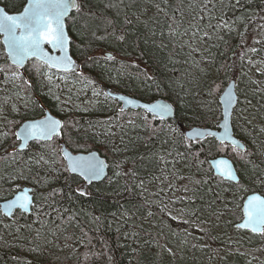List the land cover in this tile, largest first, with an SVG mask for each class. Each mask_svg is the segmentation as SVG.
<instances>
[{
  "label": "trees",
  "instance_id": "trees-1",
  "mask_svg": "<svg viewBox=\"0 0 264 264\" xmlns=\"http://www.w3.org/2000/svg\"><path fill=\"white\" fill-rule=\"evenodd\" d=\"M0 3L15 11L22 8L25 0ZM156 4L163 12L157 10ZM86 8L93 13L90 18H78L76 25L71 21L69 24L75 41L72 51L81 61L79 71L65 75L52 70L53 80L49 83L35 71L36 67L27 64L26 71L19 72L30 86H23L19 80L9 83L0 73V103L7 100L0 117V132L9 133L6 139L0 136V175L7 176L12 168L22 169L29 180H35L37 208H43L39 222L35 211L23 217L17 214L15 220L4 218L0 212V264H264V236L252 233L254 238H250V231L235 226L241 219L236 208L243 202L240 198L253 189L264 194V186L257 180L264 176V75L257 71L260 61H264V0H87ZM201 16L209 24L196 31L200 36L197 45L201 44L194 48L199 53L197 57L185 53L188 46L184 38L195 39V27L190 25H197ZM219 20L227 21L231 30L214 28ZM85 25L86 30L80 34L79 29ZM113 32L117 36L124 34L125 40H117ZM204 33L210 38H204ZM252 47L259 51L248 53ZM103 50L114 53L116 59H105ZM0 53V68L7 70L10 77L15 66L7 60L1 41ZM245 53L247 57L241 60ZM89 55L95 56L98 63L85 64ZM249 59L255 66L248 63ZM30 64L39 67L37 60ZM234 77L241 101L236 111L243 109L247 117L235 120L234 131L245 141L247 154L241 152V159L231 147L217 151L219 142L214 138L194 142L203 161L199 171L183 160L174 167L155 158L140 162L141 156L154 154L172 159L166 156L172 150L171 142L164 143L170 138L165 132L152 131L163 125L150 118L151 127H145L137 116L138 112L143 115L142 109L130 108L121 113L116 99L93 94L104 92L108 85L146 100L164 96L179 103V118L168 123L181 129L192 124L193 113L203 111L202 105L212 103L216 115L209 113L206 121L194 125L216 127L222 112L219 94ZM213 79L220 91L209 97L207 87ZM62 96L74 105L62 110L57 99ZM13 106L20 111H13ZM46 107L64 119L66 132L62 137L39 144L32 141L17 154L15 162L5 158V150L12 151L18 143L11 133L24 119L44 114ZM130 119L135 125L128 123ZM61 140L74 150L98 149L110 162L108 175L85 186L81 176L65 171ZM178 150L184 151L183 147ZM221 154L234 160L243 186L249 191L221 181L214 173L209 160ZM40 155L46 160L52 157L56 163L51 168L33 163ZM125 160L128 162L122 163L123 171L134 170L136 178L115 175L121 170L116 164ZM165 176L175 191H169ZM188 177L209 180L201 189L204 199L198 200L196 207L207 209L208 203L215 200L213 207L222 213L219 218L204 211L200 220L189 224L180 222L186 217L171 219L168 212L177 215V208L184 207L171 201L185 195L184 185L191 187ZM141 180L143 188L138 186ZM26 182L16 181L20 186ZM10 196L12 191L5 184L0 188V199ZM69 217H74L71 224L67 223ZM31 249H36L34 254Z\"/></svg>",
  "mask_w": 264,
  "mask_h": 264
},
{
  "label": "snow or ice",
  "instance_id": "snow-or-ice-1",
  "mask_svg": "<svg viewBox=\"0 0 264 264\" xmlns=\"http://www.w3.org/2000/svg\"><path fill=\"white\" fill-rule=\"evenodd\" d=\"M26 6L23 7L19 14H9L5 8L0 7V34H3L4 40L3 45L6 48V55L10 58L13 65H15V70L12 72L11 76H7V70L0 68V73H4L9 83H14L19 80L22 82L23 86H30L28 82L24 79L23 73L19 72V69L24 68L25 62L29 60L39 61V67L35 68L37 73H42L48 80L49 83L53 80L52 70L63 72L65 75L71 73L75 74L78 69L76 66V61L73 58L72 47L75 43L72 36L70 35V29L68 27L69 21L73 25H76L79 20H85L90 18L93 13L91 9L86 8L87 0H25ZM155 7L158 11L163 12L159 4ZM203 19V16L200 17ZM129 22L130 21H126ZM171 29V25H168ZM216 29L221 30H231V25L224 20H219L216 25L213 26ZM87 28V25L79 29V33L82 34ZM163 32L161 35L163 36ZM95 35V33H93ZM111 35L119 41L125 40V35H116L114 32ZM172 35V32H169ZM196 36V33H193ZM105 37H97V39H104ZM204 38H210L208 33H204ZM260 43V41H257ZM259 50L255 47L249 48L248 53L256 54ZM247 57V53L241 56V60ZM107 60H115L116 57L112 55L105 56ZM98 63L95 56L89 55L84 63L89 62ZM250 65L255 66V62L251 59L248 60ZM261 67L257 68V71L261 75H264V61H260ZM43 70V71H42ZM83 77V73H80ZM148 79H153L148 77ZM93 83L94 82H90ZM160 90V85L157 84V91ZM220 91V85L215 79L208 84L207 94L209 97H214L217 92ZM238 91V89H237ZM237 91L229 89L226 91L222 97V103L224 105V110L220 113V120L217 122V128L222 129V132L218 134L217 131H213L211 128L203 126H193L197 124V121H206L209 113L216 115V110L212 107V103H207L202 105L203 111L199 113H193V122L189 125L187 129H181L179 126H173L168 121L175 120L179 118V114L182 111L178 102H166L161 99H153L143 104L137 105L134 99H126L123 96L118 97L120 101L127 105L133 107H138L143 110V115L139 112L137 116L142 120L145 127H151L148 123L151 118L152 121H159L163 127L157 129L153 128V134L158 131L165 132V134L170 138L164 140V143L168 144L171 142L172 150L166 153V156L171 157V160L165 158V155L154 154L153 156H141L140 162L144 160L159 161L167 166L169 163L175 166V164L180 161H187L188 166L195 167L198 171L201 170L200 166L203 161L199 159L201 150L194 147V142H203L208 138H214L219 143L216 146L217 151H223L229 147L233 150H237L236 154L240 156L241 159L244 157L240 155L243 152L247 154V150L242 146L241 142L234 137L235 120L237 118L247 117L243 116V109L239 112L236 111L239 104L241 103L240 97ZM94 95H104L110 97L111 94L108 92H95ZM59 99V97H57ZM246 103H250L245 98ZM215 102V101H214ZM7 104V100L0 103V117L4 115V107ZM25 108H27V103H25ZM13 111L19 112L20 109L13 106ZM121 113L125 111L123 107L119 109ZM251 123V121H247ZM130 125H135L134 120H129ZM264 131V129H261ZM66 132V124L61 119L53 116L50 113H45L43 118L40 120H33L23 123L20 126L19 131L12 132L17 141H20L19 146H13L12 151L5 150V158H10L12 162L17 159V154L24 149L30 141H34L37 144L41 142H51L54 138L62 137ZM0 136L5 139L9 136L8 132H0ZM179 147H183L184 151L178 150ZM115 151V149H114ZM52 152L55 153V147L52 148ZM63 154L64 159L68 161V166L65 171H70L72 173H78L79 176L83 177L85 181L92 184L94 181L101 179L105 175V169L107 167L104 160L97 158L94 153H89V155L72 156L63 148L60 149ZM125 160L121 163H117L116 167L121 169L117 171L115 175L117 176H128L129 178H136L137 173L129 169L128 171H123L122 163H127ZM27 163V162H26ZM33 163L40 165H47L50 168L56 163V161L49 157L45 159L44 155H40ZM214 167L217 169V173L221 178V181H227L228 183L236 184L240 187L241 191H249L248 188L243 186V181L238 174V171L233 167V165L227 159H220L213 162ZM11 168V164L8 166ZM55 170V169H53ZM29 177L25 175V172L21 169L17 171L12 168L8 172L7 176L0 175V188H3L5 184L8 185L9 189L12 191V198L5 200V202L0 205V212L3 213V217L9 220H15L17 214L23 217L27 213L35 211L37 213V221L39 222V213L43 211V208H37L36 198L37 193L34 188L31 187H21L20 184L16 183L18 180H28ZM154 179H160L159 177H154ZM179 179H186L184 176H179ZM191 187L187 184L183 186L182 191L185 195L174 199L171 201L173 205L184 204V207L177 208V215H172L168 212V215L172 220H177L178 217H186L180 222L184 224H189L193 220H200L204 211H208L209 216H216L222 213L218 212L217 209L213 207L215 200L208 203V208L196 207L197 201H202L204 199L201 194V189L209 183L208 179H194L191 177L187 178ZM165 181H168V177H164ZM258 182L264 186V176L257 177ZM255 182V181H254ZM37 184L41 183L36 181ZM144 181L141 180L139 187L143 188ZM169 191H175V187L168 181ZM126 191L129 189H125ZM163 192V189H161ZM81 195L85 193L81 192ZM47 198H45L46 200ZM243 203L237 204L236 208L241 212V223L236 224L237 229L248 230L253 234L264 236V195L258 194L255 190L247 196V198H240ZM163 203V201H162ZM167 207V205H165ZM210 210V211H209ZM149 216L152 215L151 212L148 213ZM74 217H69L67 223L71 224ZM95 219H99L96 217ZM2 222V221H0ZM204 222H207L206 220ZM7 227V225H5ZM19 231V229H17ZM204 231V229H201ZM39 234V232L37 233ZM169 253H172L171 248L166 249ZM36 251V249H33ZM174 255V253H173ZM111 259V257H109Z\"/></svg>",
  "mask_w": 264,
  "mask_h": 264
},
{
  "label": "water",
  "instance_id": "water-1",
  "mask_svg": "<svg viewBox=\"0 0 264 264\" xmlns=\"http://www.w3.org/2000/svg\"><path fill=\"white\" fill-rule=\"evenodd\" d=\"M24 6H26V2L24 3L23 7H24ZM0 7H5V5L2 4V3H0ZM23 7H22L20 10H15V11H13V10H9V9H7V8H5V10H6L9 14H19V12L22 11ZM68 27H69V26H68ZM70 35L72 36L71 32H70ZM72 38H73V36H72ZM3 40H4V36H3V34H0V41H1L2 45H3ZM3 50H4L5 54H6V48H5L4 45H3ZM72 52H73V51H72ZM105 55L107 56V55H113V54H112L110 51H108V52L105 53ZM73 58H74V60L76 61V66H77V69H78V71H79V70L81 69V63L78 62V61L76 60L74 53H73ZM8 60H9V62L12 64L10 58H8ZM29 61H30V60H29ZM29 61H26V62H25V65H26V63L29 62ZM22 69H23V68H22ZM53 70H55V69H53ZM56 71H57V70H56ZM59 72H60V71H59ZM229 89H232L233 91H237V79H236V77L230 79V81L227 83V85L224 87V89H223V90L220 92V94H219V102H220V105H221V111H222V112H223V110H224V105H223V103H222L221 97H222V95H223L226 91H228ZM105 92L110 93V94H111L110 97L116 99V100L119 102V104H120V108L123 107L125 110L130 109V108H132V109H140V108H138V107H133V106H131V105H127V104L123 103V101H120V100L118 99V97H120V96H123V97H125L126 99H134V100L136 101L137 105H139V104H143V103H145V102L150 101V100L143 99V98H141V97H139V96H137V95H133V94H130V93H127V92L121 91V90L113 89V88H111L110 86H108V87L105 89ZM237 94L239 95L238 91H237ZM155 99H161V100L166 101V102H172L171 100H169L168 98H166V97H164V96H160V97H157V98H155ZM46 112H47V113H50V114H52L53 116H55V117L61 119L62 121H64V119H63L60 115L54 113V112H53L50 108H48V107L45 108V112H44V114H45ZM222 112H221V113H222ZM44 114H42L41 116H37V117H29V118L24 119V120L18 125L16 131H19L20 126H22L23 123H26V122H29V121H33V120H40V119H42ZM193 126H197V125H193ZM199 126H203V127L211 128L213 131H217L218 134H219L220 132H222V129H218L217 126H216V127H210V126H204V125H199ZM187 128H188V127H185V129H187ZM234 137H235L236 139H238V140L241 142L242 146H243L245 149H247V145H246L245 141L242 140L239 136H237V135L235 134V131H234ZM31 142H32V141H30V142L28 143V145H27L24 149H27V148L30 146V143H31ZM19 144H20V141H18V143L16 144V146L18 147ZM60 148H63L64 150H66V151H67L69 154H71L72 156H80V155H85V156H86V155H89V153H94V154L97 156V158H99V159H101V160H104L105 163H106V165H107V167H106V169H105V175H104L101 179L96 180V181H94V182L101 181V180H103V179L108 175V173H109V164H110V162H109V160L107 159V157L104 156V155H103L98 149L78 150V151H75V150H73V149H72V148L66 143V141H64V140L61 141V147H60ZM24 149H22V150H24ZM62 155H63V154H62ZM220 159H227V160L233 165V167L238 171V174H239V170H238V168H237V166H236L234 160H233L230 156H228V155H226V154H221V155H218V156H216V157H214V158H211V159L209 160V162H210V164H211V166H212V168H213V170H214V173H215L216 175H218V173H217V169L214 167L213 162H214V161H217V160H220ZM65 161H66V164H67V166H68V161H67L66 159H65ZM71 173H72V172H71ZM75 174H78V173H75ZM239 175H240V174H239ZM240 177H241V176H240ZM82 178H83V177H82ZM84 182H85V183H84L85 186H88V185H89V183H88L87 181L84 180ZM21 187H22V188H23V187H31V188H34V187H33L32 185H30V184H24V185H22ZM255 192L258 193V194H262V195H264L262 192H259V191H255ZM251 193H252V191L249 192V193H247V194L245 195L244 198L246 199L247 196L250 195ZM11 198H12V196H10V197H8V198H4L2 201H0V205H2V204L5 202V200H7V199H11ZM242 203H243V202H242ZM27 214H32V212H31V213H27ZM241 222H242V220L240 219L236 224L241 223Z\"/></svg>",
  "mask_w": 264,
  "mask_h": 264
},
{
  "label": "rangeland",
  "instance_id": "rangeland-1",
  "mask_svg": "<svg viewBox=\"0 0 264 264\" xmlns=\"http://www.w3.org/2000/svg\"><path fill=\"white\" fill-rule=\"evenodd\" d=\"M192 17H197V16H192ZM193 21L197 24V21L193 18ZM208 24H209V22H207ZM206 22H203V20H201L197 25H190V27H195V28H193L192 29V31L193 32H195L196 33V36H195V39L194 40H190L189 41V39H188V37H186V38H184V41H186L187 43V48H185V53H187V52H189V54L190 53H194V56H195V54L197 55V57L199 56V53L198 52H194V48L196 47H200L201 46V44L200 45H197V44H199L200 43V36H197L198 34H197V29H198V27L199 26H203V25H206L207 24ZM69 24H70V21H69ZM69 24H68V26H69ZM204 30H206V29H204ZM194 37V36H193ZM5 54V53H4ZM0 55H1V53H0ZM5 56H6V54H5ZM76 57V56H75ZM6 58H7V56H6ZM77 59V58H76ZM8 60V59H7ZM33 60V59H32ZM78 60V59H77ZM80 63H81V61L80 60H78ZM29 65H32V66H34V67H37V65H35V64H30V61H29V63H28V65H27V67L29 66ZM27 67H26V69H27ZM26 69H25V71H26ZM20 70V69H19ZM20 71H24V70H20ZM213 76H216V73L215 72H213ZM244 86V85H243ZM245 87V86H244ZM59 104H60V107H61V109L63 110L65 107L67 108V107H71V106H73L74 105V102H72L69 98H67V97H64V96H62V97H60L59 98ZM238 122H239V124H240V126H241V130H243L244 128H245V126H244V124H243V122H242V119H240V120H238ZM70 139V141L72 142V139L71 138H69ZM21 181H23V182H25V180H21ZM27 182H26V184H30V185H32L33 187H34V183H35V180H26ZM40 188H43V185L42 184H40V186H39ZM236 226V225H235ZM251 232H250V234H248L249 235V237L250 238H254V237H252L251 236ZM43 242V241H42ZM32 254H34L33 252L34 251H32V249L31 250H29ZM232 253V252H231Z\"/></svg>",
  "mask_w": 264,
  "mask_h": 264
},
{
  "label": "flooded vegetation",
  "instance_id": "flooded-vegetation-1",
  "mask_svg": "<svg viewBox=\"0 0 264 264\" xmlns=\"http://www.w3.org/2000/svg\"><path fill=\"white\" fill-rule=\"evenodd\" d=\"M23 4H24V3H23ZM22 6H23V5H22ZM22 6H21V7H22ZM106 52H108V51H107V50H106V51L103 50L102 55H103V56H106V55H105ZM110 52H111V51H110ZM111 53H112V52H111ZM112 54H114V53H112ZM112 56H114V55H112ZM107 87H108V85L104 87V92H105V89H106ZM61 141H63V140H61ZM61 141H60V143H61Z\"/></svg>",
  "mask_w": 264,
  "mask_h": 264
},
{
  "label": "bare ground",
  "instance_id": "bare-ground-1",
  "mask_svg": "<svg viewBox=\"0 0 264 264\" xmlns=\"http://www.w3.org/2000/svg\"><path fill=\"white\" fill-rule=\"evenodd\" d=\"M7 56V55H6ZM76 58V57H75ZM7 59H8V57H7ZM77 60V59H76ZM9 61V60H8ZM78 61V60H77ZM79 62V61H78ZM10 63V62H9ZM11 64V63H10ZM28 64V62L26 63V65ZM13 65V64H12ZM26 65L24 66V68L23 69H20V70H24L25 69V67H26ZM15 66V65H14ZM248 156V155H247ZM3 169V168H2ZM5 198V197H4ZM4 198H1L0 199V201H2Z\"/></svg>",
  "mask_w": 264,
  "mask_h": 264
}]
</instances>
